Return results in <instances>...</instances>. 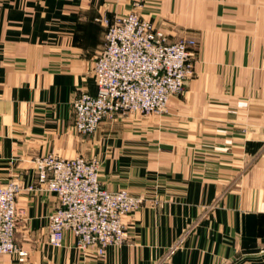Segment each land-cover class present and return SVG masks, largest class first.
I'll return each mask as SVG.
<instances>
[{
  "label": "crops",
  "instance_id": "crops-1",
  "mask_svg": "<svg viewBox=\"0 0 264 264\" xmlns=\"http://www.w3.org/2000/svg\"><path fill=\"white\" fill-rule=\"evenodd\" d=\"M134 8L169 40L196 41L193 76L164 113L81 135L71 100L96 93L101 18ZM49 152L96 156L105 188L158 205L123 216L129 242L103 256L69 230L52 246L56 196L27 189L33 158ZM11 179L26 255L0 253V264H264V0H0V185Z\"/></svg>",
  "mask_w": 264,
  "mask_h": 264
},
{
  "label": "built area",
  "instance_id": "built-area-1",
  "mask_svg": "<svg viewBox=\"0 0 264 264\" xmlns=\"http://www.w3.org/2000/svg\"><path fill=\"white\" fill-rule=\"evenodd\" d=\"M101 21L104 39L92 67L96 93L79 90L71 100L73 127L81 135L92 133L104 119L164 113L169 98L184 92L194 72L193 38L169 40L163 29L142 19L135 8ZM32 161L34 182L27 189L52 192L57 199L48 215L49 244L61 246L66 230L76 237L77 249L97 256H103L108 246L129 242L123 216L143 206L146 198L125 188H105L98 177V157L67 158L49 152ZM19 191L15 179L0 185V253H15L22 260L26 252L15 240L22 214L16 205Z\"/></svg>",
  "mask_w": 264,
  "mask_h": 264
},
{
  "label": "rangeland",
  "instance_id": "rangeland-1",
  "mask_svg": "<svg viewBox=\"0 0 264 264\" xmlns=\"http://www.w3.org/2000/svg\"><path fill=\"white\" fill-rule=\"evenodd\" d=\"M190 80V79H189ZM114 119V118H113ZM107 120H112V119H107ZM97 129V128H96ZM96 130H94L92 133L90 134H87V135H91L95 132ZM86 157V156H85ZM88 158V157H86ZM100 165H101V159H100ZM102 184V183H101ZM103 185V184H102ZM142 195V194H141ZM145 198H146V202L143 206H151V207H156L158 205V200H156V198L153 196V195H149V196H145L143 195ZM142 207V206H141ZM139 207V208H141ZM138 209V208H137Z\"/></svg>",
  "mask_w": 264,
  "mask_h": 264
}]
</instances>
